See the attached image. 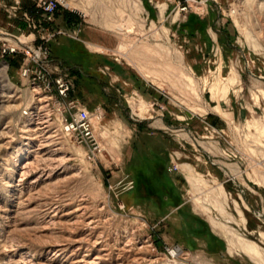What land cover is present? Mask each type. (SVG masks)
Instances as JSON below:
<instances>
[{
  "label": "rangeland",
  "instance_id": "rangeland-1",
  "mask_svg": "<svg viewBox=\"0 0 264 264\" xmlns=\"http://www.w3.org/2000/svg\"><path fill=\"white\" fill-rule=\"evenodd\" d=\"M39 1L0 0V264H256L226 230L264 255V0H58L50 21ZM88 33L107 46L100 77L56 60L74 85L64 102L85 107L90 87L111 107L99 119L93 101L82 143L21 69L48 73L3 50L53 58ZM159 145L170 170L144 158ZM166 171L178 199L152 184Z\"/></svg>",
  "mask_w": 264,
  "mask_h": 264
},
{
  "label": "built area",
  "instance_id": "built-area-1",
  "mask_svg": "<svg viewBox=\"0 0 264 264\" xmlns=\"http://www.w3.org/2000/svg\"><path fill=\"white\" fill-rule=\"evenodd\" d=\"M61 3L58 0H40L36 6V9L41 13L46 20H51L53 16L60 9ZM59 34H66L68 32L59 31ZM56 34H52L49 39L45 38L46 42H49L54 38ZM17 52L24 53L37 67H41L48 74L46 75L39 69L24 66L21 69V75L23 78H27L35 86L34 90L37 92V99L39 102L45 101L47 106L51 102H56L61 112H70L71 118L66 120L65 129L68 133L76 135L80 138V142L93 143L94 142V126L92 123V116L90 112L83 107V105L75 100H69L64 102L68 98L69 93L72 91L74 85L68 75L61 70V67L57 65V61L52 58L48 49L42 47L28 46L26 43L19 42L17 46L11 48H4V54H16ZM55 68L57 70V76H53L54 72H48L46 68ZM42 95V96H41ZM64 100V101H63ZM63 102V103H62ZM103 110L98 109L97 115L101 119L103 116ZM176 169V168H175ZM132 184H130V187Z\"/></svg>",
  "mask_w": 264,
  "mask_h": 264
},
{
  "label": "crops",
  "instance_id": "crops-1",
  "mask_svg": "<svg viewBox=\"0 0 264 264\" xmlns=\"http://www.w3.org/2000/svg\"><path fill=\"white\" fill-rule=\"evenodd\" d=\"M71 25H67V28H72L70 27ZM216 37V36H214ZM217 38V37H216ZM86 42H85V46L82 48V51H79L81 47H79V42H77L78 40H74L71 42L70 39L67 38H59V40H57V43L53 46L55 48V51L60 52L58 54H56L55 56L53 55V59L55 60H59V59H69L72 61V63L75 64H79L80 65V70H85L87 73L89 74H93V76H99V71H98V64L101 61V55L104 54V50L107 49V46L102 42V40L97 37V36H93L90 35L89 33L87 34V37H85ZM99 49H102V51H100ZM104 66L112 73L118 75V72L120 70V68L115 65L111 60H104ZM82 66V67H81ZM121 75V74H120ZM127 83V81H126ZM128 84V83H127ZM86 98H87V103H85V107L88 110H94L95 107V103L93 101H96L99 104L100 109L103 110V112H107L108 108L110 109L111 107H108L109 104L107 102V97L101 96L100 93L95 90V89H91L90 87H88V89H85L84 92ZM105 108V109H104ZM113 109V108H112ZM116 110V109H114ZM119 110V109H117ZM112 111V110H111ZM173 149V148H172ZM170 156H171V148L170 146L168 147H164L162 145H159L155 148H149L148 152H147V156L144 157L146 160H150L153 161V164H157L158 162L160 163H167V170H170ZM175 173L171 172H167L166 174L160 178L158 180V182L156 181H152V184H157L159 183V186L162 188H167L169 193L171 190V185H172V190L174 192L177 193V199L181 197V191L179 189V186L176 183V177L174 176ZM177 175V174H175ZM165 177L168 178V184L169 187L168 188L167 184H163L162 179L164 180ZM175 177V178H174ZM162 186H161V185ZM158 185V184H157ZM158 187V186H157ZM170 189V190H169ZM162 197H165L167 200V203L170 204H174L175 203V197L176 195H167L166 192L164 193V195H160Z\"/></svg>",
  "mask_w": 264,
  "mask_h": 264
},
{
  "label": "bare ground",
  "instance_id": "bare-ground-1",
  "mask_svg": "<svg viewBox=\"0 0 264 264\" xmlns=\"http://www.w3.org/2000/svg\"><path fill=\"white\" fill-rule=\"evenodd\" d=\"M207 2H205L204 4H207ZM130 26L131 25L128 22L127 23H122L121 25H118L116 27V29L119 30L120 32L126 33V32H128L130 30ZM19 41L20 42H23L21 40H19ZM23 43H25V42H23ZM100 51H102V50L100 49ZM162 181H163V184H165V185L167 184L168 185L167 187H169V184H168L169 181H168V178L167 177H165L164 180L162 179ZM172 188L173 187L171 185V189ZM213 223H214L215 227L221 228L220 224L216 223L215 221H213ZM226 235H227V237L230 238L229 241H230L231 245H233V247L235 246L234 243H236L239 246V249L242 250L247 256H249L254 263H256V264H264V255L260 252V250L256 247V245L248 242L246 239H244V238H242V237H240L238 235L236 236L230 230H226ZM173 253L175 255H179L180 252H179V250L176 249V250L173 251Z\"/></svg>",
  "mask_w": 264,
  "mask_h": 264
}]
</instances>
